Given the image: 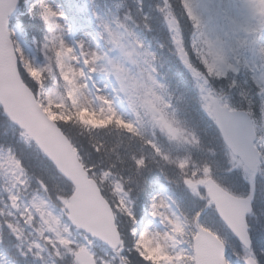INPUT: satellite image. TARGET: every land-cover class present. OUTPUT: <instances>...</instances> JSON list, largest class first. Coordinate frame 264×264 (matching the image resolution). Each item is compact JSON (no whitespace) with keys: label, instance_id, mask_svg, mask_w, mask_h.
Wrapping results in <instances>:
<instances>
[{"label":"rangeland","instance_id":"obj_1","mask_svg":"<svg viewBox=\"0 0 264 264\" xmlns=\"http://www.w3.org/2000/svg\"><path fill=\"white\" fill-rule=\"evenodd\" d=\"M217 1L221 6L217 4ZM33 2L44 8L50 7L54 11L63 13V15L54 18L59 26L50 34L53 44L62 38L68 45H75L70 55L65 56L62 54L57 56L60 72L69 83V93L72 102L76 105V112L80 114L86 111L93 118L88 123L85 120H82V122L87 123L90 127L97 126L101 124L98 120H104L108 117L107 110L111 108L119 123L128 124L126 113L116 102L114 94L96 64L99 48L95 35L103 34L101 20L94 16L95 19L91 23H79L72 16V13L67 12L60 6L62 4L69 5L72 9H75V0H34ZM211 2L223 8V16L227 19L225 28L223 21H221V24L219 23L218 16L216 17L217 19H213V22H209L212 11V7L209 5L210 1L188 0L189 5L194 10V14L199 17L201 22L206 20V18L208 19V32L210 31V34H212V30L213 36L218 42L216 45L212 43L214 48H209V52L214 51V59L217 57L221 58L219 62L223 68L224 65L230 63V54L232 51L228 48H231L234 53L239 49V42L243 39V30H245L244 22L253 21V26L259 20H263L264 23V0H211ZM29 5L31 3L27 2L26 6ZM216 6L213 8L216 9ZM244 10H247V12H243ZM258 13L260 17L255 15ZM168 25L171 29L173 39H181L176 22L173 21L170 24L168 23ZM81 27H84V29H81ZM16 42L17 51L24 68L29 73L38 76L40 66L34 60L30 51L19 42L17 37ZM80 42H83V50H80ZM217 44L218 49H216ZM76 46L79 47L78 50ZM258 48L264 58V35L259 39ZM93 55L96 56V59H93ZM200 77L198 76L197 81L202 83ZM200 88L203 90L201 86ZM44 101L45 103L43 105L51 117L54 119H62L65 107L60 103L61 99L59 95L53 90L47 91ZM262 135L264 137V130H262ZM10 154V151L0 147V178L8 189L10 207L16 210L14 215L21 218L27 224L29 234L33 236L27 248L33 254L36 255V253H39L37 256L45 257L43 258L45 264H58L55 261L56 258H66L69 252L72 253L75 250L84 248L87 244L86 237H84L82 232L75 230L66 220V212L64 209L60 207H56L57 209L54 208L53 204L49 200H46L41 193H33L29 198H25L23 194L21 195V192L28 188L26 187L24 172L21 170L19 164L10 163ZM44 168L49 173H52L45 165L40 167V171ZM101 176L102 179L100 181L105 182L106 180L107 183L111 184L108 186L115 193V205L119 208V212L126 213L128 209L127 199L124 198L117 183L106 173H102ZM260 177L259 172L255 180L259 181ZM52 185L59 189L61 183L55 177L52 180ZM185 194L187 199L186 204L188 206L185 213L189 227L183 229V232L187 229L188 234L195 232L192 227V223H194L193 213L197 208L196 202L202 197L203 193L199 191L197 186L195 190L191 186H188V192H185ZM161 195L164 196L163 192L157 193L154 198H158ZM13 196L16 197L14 203L11 200ZM152 198L148 197L145 215L138 218L132 227L135 245L144 257L161 258V264H177L175 261V250L172 248L167 233V225L168 227H173L174 225L177 227L174 213L168 208L167 202L165 207L158 212H154L152 209L154 198ZM59 201L61 204L64 203L63 198H60ZM154 213L159 216L162 225L156 226L151 221V216ZM167 213L169 215H166ZM177 228L180 229L181 226L179 225ZM90 240L92 241L93 253L98 264H121L125 261V257L119 253L122 251V248L117 253V250H110L102 246L97 240ZM231 252L240 264L244 261L245 255L248 254L241 248H236L234 245L232 246ZM186 258L189 264H193L194 256L189 248Z\"/></svg>","mask_w":264,"mask_h":264},{"label":"trees","instance_id":"obj_2","mask_svg":"<svg viewBox=\"0 0 264 264\" xmlns=\"http://www.w3.org/2000/svg\"><path fill=\"white\" fill-rule=\"evenodd\" d=\"M95 2L104 10L107 9L109 12L116 11L118 14H121L125 21L129 20V23L132 21L129 18V14L137 19L141 17L143 22L145 20L147 23H143L141 27L137 28L152 41L162 43L161 50L167 55V52H169L167 48L169 45L167 44L169 43V31L165 25L162 0H95ZM168 2L173 8V15L183 30L182 33L185 44L196 45L201 26L196 27V19L194 20L193 17L188 16L187 9L184 6V0H168ZM181 7L184 9V12ZM142 8L144 9L143 12L141 11ZM21 25H25L31 36L38 39L36 36L43 27V21L36 14L35 10H31V12L26 11L21 14ZM199 46L202 47L203 45L199 44ZM40 47L41 44L38 42L35 48L39 49ZM195 47V56L192 55V46H189L187 49L188 55L191 57L190 63L198 66L195 61L198 62L197 57L199 56L197 55L198 51ZM170 49L172 51L171 44ZM203 54H206V50H204ZM199 60H202V56L199 57ZM172 79L174 91L178 98L177 103H175L176 96L172 99L174 105L177 106V115L174 116L175 109H170L169 107L170 111L165 110L162 117L179 132L183 133L184 136L187 135L185 129L190 127L195 130V134L199 139L196 141L183 140L181 142L180 155L188 154L189 161L191 162L190 157L193 153V160L196 161V163H199L197 159L200 154L196 152V150H203L205 153H210V151H212V148L208 147L206 140H204V127L199 126L198 113L202 111V101L199 95L195 94L194 86H192L191 83V77L182 67L179 68L178 72L172 75ZM25 80L29 83L28 79ZM42 81L45 82V85H50L52 79L49 78ZM131 89L133 90V88ZM135 92V94L142 96L141 92ZM246 97V106L243 107L253 114L254 126L258 135V144L260 150H264V137L261 133L263 126L262 121H259V111L261 112L262 109L260 106L262 96L259 95V93H256V97L259 100L257 105L253 103L254 100L250 94H247ZM137 103H140L142 109L140 117L143 118L144 122H149L150 117L147 114L148 111L145 109L144 103L140 101ZM164 115L168 116L166 117ZM83 116L88 118L86 114H83ZM76 120L77 119L75 118H67L64 122H61L60 125L71 138L86 165L91 166L95 171L103 169L112 175L120 174L123 178L124 186L129 190H135L137 187L146 189L144 186H146L147 181L149 183L148 176L152 172H156L153 170H155L158 165L151 159L143 160V157L145 158V152L142 151L143 147L141 144L129 139V135H127L122 129H118L112 121L102 123L103 125L101 127L87 128L85 125L76 122ZM5 122L6 119L0 113V127L3 126V123ZM2 135L3 133H1L0 128V136ZM21 148L25 149L24 144H21ZM220 148L222 151L225 150V146L221 142ZM194 152L196 154H194ZM27 154L29 153L26 152L25 157L29 159ZM140 161L144 162L143 165H141ZM31 163H33L32 159ZM103 193L106 196L108 195L105 188H103ZM107 198L110 197L107 196ZM251 222L257 223L254 215ZM120 228L121 230H124L122 224Z\"/></svg>","mask_w":264,"mask_h":264},{"label":"water","instance_id":"obj_3","mask_svg":"<svg viewBox=\"0 0 264 264\" xmlns=\"http://www.w3.org/2000/svg\"><path fill=\"white\" fill-rule=\"evenodd\" d=\"M8 9V0H0V100L11 119L28 130L47 156L56 164L58 170L75 184L76 192L70 197V203L67 205L71 219L81 228L103 237L102 232L105 233V230L95 219L108 221L107 216H110V211L107 203L101 197L95 184L88 180L86 174L80 170L67 138L56 124L44 115L35 103L31 90L22 84L15 67L14 57L8 53L9 46L11 49L10 42H7L6 32L7 18L10 16ZM213 105L217 107L215 109L219 114L226 117L225 124L230 143H226L223 138L224 142L235 154L242 157L251 170L256 171L258 152L253 147L255 135L249 119L242 112H228L219 107L216 100L213 101ZM208 185L210 195L221 215L227 212L235 218L241 210L242 200L237 201L226 195L211 180H208ZM234 206L237 208L232 209ZM78 213L79 219L77 218ZM112 233L114 234V231ZM116 237L118 238V235Z\"/></svg>","mask_w":264,"mask_h":264},{"label":"snow or ice","instance_id":"obj_4","mask_svg":"<svg viewBox=\"0 0 264 264\" xmlns=\"http://www.w3.org/2000/svg\"><path fill=\"white\" fill-rule=\"evenodd\" d=\"M8 4H9L8 10L10 12L8 23L11 24L15 21V18L20 14V11L24 5H23V0H8ZM141 11L143 12L144 9L142 8ZM191 11L192 9L191 7H189V12ZM29 12H31V9L29 10ZM61 15H63V13L54 11L50 7L44 8L43 13H42V19L44 23L48 25L49 33H53L55 31V28L59 26L54 18L57 16H61ZM167 15H168V18L166 20V23L170 24L173 22L172 13L169 12ZM193 19L195 20L196 17L193 16ZM101 24H102L104 33L107 39L109 40V42L112 43L113 45H119L120 38L116 34V32L113 30L112 26L107 21L103 20V18H101ZM177 43L178 44L180 43L179 38L177 40ZM80 45H81L80 50H83V42H80ZM74 48H75V45H68L62 38L59 41H57V43L53 44V49L56 51L58 56L62 54L65 56L70 55L73 52ZM181 51L183 52L184 49H181ZM192 55L193 56L196 55L194 48L192 50ZM93 59H96L95 55H93ZM189 59H191V57H189ZM189 59L184 60V63L186 64V66L189 64ZM197 59L203 71L202 72L195 71L196 76L203 75V77L208 81L218 79V78H223L224 72H223L221 63L219 62L221 58L217 57L208 63H205L203 60H199V57H197ZM209 95H211V92H209ZM204 99L207 101L208 97L205 96ZM203 107L205 111L208 113L209 119L212 120L216 124L217 128L221 130V135L223 138H225V142L230 143V139L228 138V129L225 124L226 117H224L222 114H219L216 111L215 107L209 103H205ZM224 107L228 108L229 106L225 105ZM233 111L235 110L233 109ZM9 161L10 163H16V164L19 163V161L16 160L15 156L11 154L9 157ZM140 163L141 165H143L144 162L140 161ZM208 170H209V166L205 168V171H208ZM234 177H235V174H234ZM187 183L192 187L193 190L196 189V184H194L191 180H188ZM197 183L203 184L205 183V181H198ZM253 197L254 196L252 195V196L245 197L242 199V208L235 218L230 213H227V212H225L224 215L219 217V219L222 220L223 224L230 231V233L237 236L245 244V246L249 248H250V238L248 236L247 213L248 211H250L251 200ZM11 200L14 203L16 200V197L15 196L11 197ZM165 205H166V198L163 195H161L158 198H154L153 203H152V209L154 210V212H158L160 209L165 207ZM210 211L211 209H209L208 212H204L203 215L204 216L209 215ZM200 215H201L200 213H197V216H200ZM177 227H179V222H177ZM8 230L15 232L17 236H19L20 234V230L17 228L16 225L9 224ZM161 251L163 253L162 249ZM30 252L31 250H28L26 252H23L22 254L28 255L30 254ZM36 255H39V253H36ZM221 264H229L226 254L222 257ZM247 264H259L254 254H251L248 256Z\"/></svg>","mask_w":264,"mask_h":264},{"label":"clouds","instance_id":"obj_5","mask_svg":"<svg viewBox=\"0 0 264 264\" xmlns=\"http://www.w3.org/2000/svg\"><path fill=\"white\" fill-rule=\"evenodd\" d=\"M185 131H187V135L184 136L185 140H191V141H196L199 139V137L195 134V130L192 128H187L185 129ZM209 167L211 168L212 165L209 164Z\"/></svg>","mask_w":264,"mask_h":264}]
</instances>
